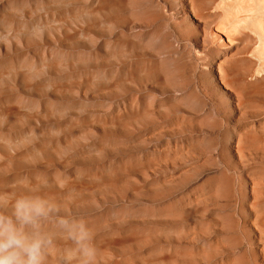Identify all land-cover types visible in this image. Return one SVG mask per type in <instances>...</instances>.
Returning a JSON list of instances; mask_svg holds the SVG:
<instances>
[{"label":"rangeland","instance_id":"obj_1","mask_svg":"<svg viewBox=\"0 0 264 264\" xmlns=\"http://www.w3.org/2000/svg\"><path fill=\"white\" fill-rule=\"evenodd\" d=\"M220 4L0 0V199L83 218L96 264H264V93Z\"/></svg>","mask_w":264,"mask_h":264},{"label":"clouds","instance_id":"obj_2","mask_svg":"<svg viewBox=\"0 0 264 264\" xmlns=\"http://www.w3.org/2000/svg\"><path fill=\"white\" fill-rule=\"evenodd\" d=\"M34 194L0 199V264H96L94 234L83 218ZM57 236L70 242L59 248Z\"/></svg>","mask_w":264,"mask_h":264},{"label":"bare ground","instance_id":"obj_3","mask_svg":"<svg viewBox=\"0 0 264 264\" xmlns=\"http://www.w3.org/2000/svg\"><path fill=\"white\" fill-rule=\"evenodd\" d=\"M245 11L246 16L243 17L241 13ZM214 13H208V16L223 15L225 25L227 26V33L230 36V32L234 31L232 39L237 41L239 54H242L241 60L255 59L257 66L254 69H250L248 74H244L242 79L244 85L239 88L240 103L244 102V94L246 87L248 86V78L259 80L260 93H264V0H222V4L216 6ZM199 17L204 15L197 13ZM250 31L257 41L250 47L248 43V36ZM220 41L223 42V38L220 37ZM251 85V84H250Z\"/></svg>","mask_w":264,"mask_h":264}]
</instances>
